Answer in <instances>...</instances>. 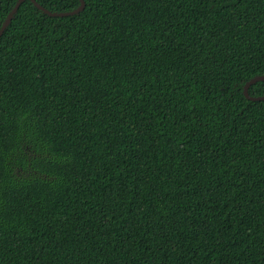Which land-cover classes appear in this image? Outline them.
I'll list each match as a JSON object with an SVG mask.
<instances>
[{"label": "trees", "instance_id": "trees-1", "mask_svg": "<svg viewBox=\"0 0 264 264\" xmlns=\"http://www.w3.org/2000/svg\"><path fill=\"white\" fill-rule=\"evenodd\" d=\"M83 1L0 36V264H264V0Z\"/></svg>", "mask_w": 264, "mask_h": 264}, {"label": "water", "instance_id": "water-1", "mask_svg": "<svg viewBox=\"0 0 264 264\" xmlns=\"http://www.w3.org/2000/svg\"><path fill=\"white\" fill-rule=\"evenodd\" d=\"M24 0H18L14 6V8L12 9V11L8 14L7 18L5 19L3 25L0 28V36L2 35L3 31L5 30V28L8 26V24L10 23L13 15L17 12L20 4L23 2ZM32 2V4L38 8L39 10H41L44 14L51 16V17H67V16H72L75 14L80 13L84 7H85V3L83 0H79L80 5L77 9H75L74 11L71 12H66V13H52L49 12L48 10L44 9L43 7H41L39 4L36 3L35 0H29ZM257 81H264V76H259V77H254L253 79H251L250 81H248L244 87H243V95L245 96L246 99L250 100V101H264V96L262 97H251L248 94V88L250 85L254 84Z\"/></svg>", "mask_w": 264, "mask_h": 264}]
</instances>
